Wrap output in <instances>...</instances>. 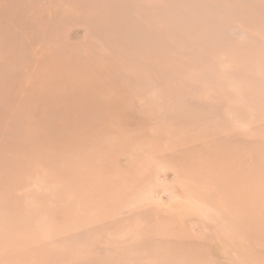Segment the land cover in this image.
<instances>
[{
	"label": "rangeland",
	"instance_id": "obj_1",
	"mask_svg": "<svg viewBox=\"0 0 264 264\" xmlns=\"http://www.w3.org/2000/svg\"><path fill=\"white\" fill-rule=\"evenodd\" d=\"M0 264H264V0H0Z\"/></svg>",
	"mask_w": 264,
	"mask_h": 264
},
{
	"label": "bare ground",
	"instance_id": "obj_2",
	"mask_svg": "<svg viewBox=\"0 0 264 264\" xmlns=\"http://www.w3.org/2000/svg\"><path fill=\"white\" fill-rule=\"evenodd\" d=\"M111 7H113V3L111 4ZM106 13H108L109 15H111V11H108V12H106ZM113 17V16H112ZM109 23H111L112 25H113V22H109ZM116 29V38H115V41H114V43H116L117 41H120L121 43H123L124 42V39L121 37V33H120V31L119 30H117V28H115ZM110 42H112L113 43V38H111L110 39ZM128 43V42H127ZM127 43H125V44H127ZM32 78V77H31ZM84 85H86V84H84ZM195 96V95H194ZM234 131V130H233ZM78 148V147H77ZM76 149V148H75ZM78 151V150H77ZM177 205V204H176ZM197 209H198V207H197ZM205 211V210H204ZM200 212V211H199ZM206 213V212H205ZM20 225V224H19ZM16 226V225H15ZM18 227V226H17ZM225 228V227H224ZM11 236V235H10ZM19 237V236H18ZM18 237L16 238V239H18ZM14 238V239H15ZM11 240V239H10ZM15 241V240H14ZM17 242V241H16ZM17 244V243H16ZM213 245V244H212ZM10 246V245H9ZM9 250V249H8Z\"/></svg>",
	"mask_w": 264,
	"mask_h": 264
}]
</instances>
